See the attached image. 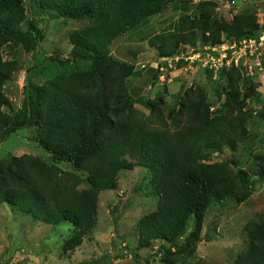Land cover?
<instances>
[{
    "label": "trees",
    "instance_id": "obj_1",
    "mask_svg": "<svg viewBox=\"0 0 264 264\" xmlns=\"http://www.w3.org/2000/svg\"><path fill=\"white\" fill-rule=\"evenodd\" d=\"M31 1L41 18L82 27L68 35L67 58L60 53L49 58L61 72L40 85L27 82L16 110L5 86L21 69L18 52L33 53L44 42V19L30 17L27 0H0V145L26 129L51 160L13 154L1 159L0 205L35 223L71 224L72 235L62 247L67 255L95 230L100 194L118 190L120 172L145 168L158 202L136 223L137 250L148 254L158 244L162 264H208L197 256L206 215L218 206L247 202L254 184H247L248 172L234 157L213 162L206 151L236 154L251 141L252 121L257 117L264 123L260 85L245 76L242 65L223 67L215 81V72L207 69L213 97L204 85L184 84L175 105H169V88L163 85L160 97L141 100L149 110L145 114L136 107L129 85L142 71L116 59L111 47L175 8L182 15L174 30L150 40L158 59L204 52L226 41L259 37L264 26L257 9L226 20L211 0ZM186 65L184 60L175 64L178 70ZM159 72L150 74L153 82L159 81ZM263 159L255 155L251 170L262 184ZM61 164L72 170H63ZM243 235L247 248L231 264H264V212L243 227Z\"/></svg>",
    "mask_w": 264,
    "mask_h": 264
},
{
    "label": "rangeland",
    "instance_id": "obj_2",
    "mask_svg": "<svg viewBox=\"0 0 264 264\" xmlns=\"http://www.w3.org/2000/svg\"><path fill=\"white\" fill-rule=\"evenodd\" d=\"M27 1L30 17L39 21L44 19L46 38L33 53H26L24 50L18 52L21 69L5 86L6 94L16 110L22 105L23 87L27 82L40 85L47 78L61 72L59 66L49 58L54 53H60L62 59L67 58L71 49L68 35L82 27L80 23L63 22L54 17L41 18L32 1ZM193 1L199 4L208 0ZM211 1L218 4V14L226 20L248 8H256L257 19L264 25V4L261 5L257 0ZM232 1L236 4L233 5ZM181 15L179 10L170 8L165 14L152 18L139 30L119 38L111 47L112 55L116 59L142 71L141 76L130 79L129 85L137 103L136 107L145 114H149V110L141 100L146 97H160L163 94V85L169 88V105H175L176 96L184 84L188 87L204 85L213 97L212 84L208 85L205 76V70L209 69L206 66L207 59L201 56L198 58V52L188 50L186 55L192 56V59L186 61L184 70H172L177 62L175 58L168 61L159 60L156 47L150 44L151 38L174 30V25ZM157 70L160 72L159 81L156 83L150 74ZM218 73L214 75L213 81ZM253 80L255 84L260 85L259 92L264 96V70H257ZM250 129L253 138L241 146L238 153L226 152L225 156L206 151L213 162L234 157L240 164L239 168L248 172L247 184H254V192L247 202L241 205L231 202L226 206H218L206 215L203 240L198 247L197 256L208 264H231L237 255L247 248L243 227L264 212V184L251 173L253 157L264 156V142L261 141L264 140V123L256 117ZM32 136L29 130L24 129L4 141L0 145V160L8 154L32 155L50 163L49 154L32 141ZM60 167L63 170H72L66 164H61ZM231 170L233 174L236 173L233 166ZM150 179L151 174L145 168L136 167L133 171L120 172L118 190L104 192L99 196L98 224L95 230L85 238L82 247L67 255L62 251V247L72 235L71 224L49 226L35 223L8 205H0V264H162L159 261L162 254L159 252V245L156 244L154 251H149L148 254L140 252L137 250L134 235L137 221L153 212L157 206L158 198L151 193ZM195 261L185 264H193Z\"/></svg>",
    "mask_w": 264,
    "mask_h": 264
},
{
    "label": "built area",
    "instance_id": "obj_3",
    "mask_svg": "<svg viewBox=\"0 0 264 264\" xmlns=\"http://www.w3.org/2000/svg\"><path fill=\"white\" fill-rule=\"evenodd\" d=\"M232 4L235 5L236 3L232 1ZM203 51L197 53L199 54L198 58L201 56L207 59L206 66L211 71L218 73L223 67L230 68L232 65L240 67L242 65L245 76L254 77L257 70L258 72L264 70L262 65L264 31L259 37L245 38L232 42L226 41L222 46L205 47ZM192 52L194 51L192 50ZM190 59H192V56L188 55L178 56L174 60L179 62L180 60L188 61ZM161 69L164 71V68ZM172 70H176V66L172 67Z\"/></svg>",
    "mask_w": 264,
    "mask_h": 264
},
{
    "label": "clouds",
    "instance_id": "obj_4",
    "mask_svg": "<svg viewBox=\"0 0 264 264\" xmlns=\"http://www.w3.org/2000/svg\"><path fill=\"white\" fill-rule=\"evenodd\" d=\"M259 24H260V23H259ZM260 25H261V24H260ZM261 26H264V25H261ZM263 31H264V30H262L261 34L263 33ZM261 34H260V35H261ZM260 35H259V36H260ZM249 38H254V37H249ZM244 39H245V38H244ZM241 40H242V39H241ZM238 41H239V40H238ZM182 56H184V55H182ZM186 56H188V55H186ZM166 60H169V59H166ZM161 61H162V60H161ZM161 68H162V67H161ZM182 70H184V68H183ZM182 70H178V69L176 68V71H182ZM215 74H217V73H215Z\"/></svg>",
    "mask_w": 264,
    "mask_h": 264
}]
</instances>
